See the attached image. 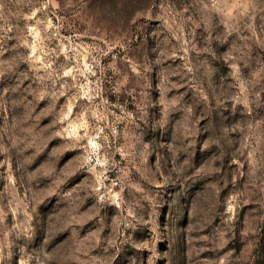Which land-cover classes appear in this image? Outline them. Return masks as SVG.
Segmentation results:
<instances>
[{
    "label": "rangeland",
    "instance_id": "obj_1",
    "mask_svg": "<svg viewBox=\"0 0 264 264\" xmlns=\"http://www.w3.org/2000/svg\"><path fill=\"white\" fill-rule=\"evenodd\" d=\"M0 264H264V0H0Z\"/></svg>",
    "mask_w": 264,
    "mask_h": 264
}]
</instances>
